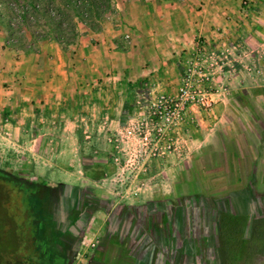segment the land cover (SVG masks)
<instances>
[{
  "label": "crops",
  "instance_id": "crops-1",
  "mask_svg": "<svg viewBox=\"0 0 264 264\" xmlns=\"http://www.w3.org/2000/svg\"><path fill=\"white\" fill-rule=\"evenodd\" d=\"M217 1L225 3L237 0ZM137 2V7L133 9L123 7L122 27L102 25L94 29L79 25L75 19L74 36L67 42L57 40L60 38L57 32L54 33L47 25L41 29H32L36 33L42 32L44 38L31 40L27 34V43H14L12 61L5 57L10 54L7 51L10 49L7 45L10 44L6 45V41L0 43V111L11 114L6 122L0 121V127L10 130L9 138L13 140L21 161L35 162L50 168H63L67 162H76L80 158V154L78 159L75 157L81 143L79 130L85 134L84 130L93 129L96 125L99 128L102 125L112 128L121 125L135 111L136 103L144 105L150 94L175 90L188 56L199 49L206 51L210 45H224L214 30L215 19H222L221 23H225L224 13L211 5H202V9L198 10L201 2L207 3L210 0ZM193 2H198L197 6L188 9L189 3ZM178 3L187 7L180 9ZM247 24L245 28L237 29V37L229 39V44H261L262 38L258 34L261 35L263 31L258 26L253 27L251 22ZM127 34L130 36L129 41L124 37ZM232 60L236 62L233 66L235 68H224V79L219 78L222 84L240 68V60ZM260 62L264 67V61L260 59ZM261 73V77L251 75L250 84L258 82V79L263 82L253 87H264V71ZM9 78L10 82L7 81ZM237 78V84L245 92L239 74ZM5 83L9 88L3 87ZM8 101H12V109L8 108ZM218 107L226 111L225 105L215 106ZM206 112L202 111L203 114ZM214 112L209 113L210 116ZM219 115L216 118L214 116V120L203 115L206 121L197 120L196 125L189 126L192 127L191 140L188 142L190 154L194 152L193 149L207 144L211 132L219 127L215 121ZM66 146H75L76 149L63 148ZM91 164L93 162L89 161L87 165ZM57 185L74 187L85 193L82 187L71 183L56 182ZM251 188L241 187L238 191L244 197V194L254 193ZM162 190L163 187L157 185L140 188V194L136 193L139 195L138 200L129 201L127 197L128 201L119 204V207L111 203V211L108 212L109 208L103 210L108 215L106 222L110 236L123 237L121 242L127 246L123 247L125 253L113 257L104 253L106 251H103V246H98L97 254L89 259V264H218L216 258L223 260L222 252L219 257L202 252L206 242L210 240L209 243H212L207 232L213 231L215 236L223 239L224 244L220 249L232 251V255H226V259L220 261L221 264H233L227 261L230 256L245 261L240 264H256L261 260L264 255V233H259L258 229L264 222V213L259 214L260 207L253 208V195L250 196V202L246 198L244 212L220 207L213 219L211 215L201 218L202 224L198 227L202 229L199 235L201 243L198 252H194L188 229L194 224L196 204L180 206L178 201H172V197H158L156 194H162ZM124 192L132 199L136 196H133L132 193L136 191L132 188ZM142 192L145 194L142 195ZM152 193L156 198H150L149 194ZM190 194L195 192L191 191ZM95 198L100 201L98 197ZM224 205L229 203L224 202ZM235 205L236 209L240 208L237 207L239 203ZM111 213L113 220L109 219ZM225 218L230 219V223ZM232 241L236 243V250H242L241 253L235 251ZM246 241L248 244H244ZM61 250L64 251V248Z\"/></svg>",
  "mask_w": 264,
  "mask_h": 264
},
{
  "label": "rangeland",
  "instance_id": "rangeland-1",
  "mask_svg": "<svg viewBox=\"0 0 264 264\" xmlns=\"http://www.w3.org/2000/svg\"><path fill=\"white\" fill-rule=\"evenodd\" d=\"M24 1L0 0V43H5L6 41V45L10 44L7 46L12 52L8 49L7 51L10 54H6L5 57L11 61L14 59V43H18V38L14 34L20 33L17 9ZM137 1L110 0V10L102 16L100 21L95 23H90L88 20L77 21L79 25H86L94 29L102 25L122 27L121 18L123 17L121 14L123 7L133 9L137 7ZM197 3H189L188 9H194ZM178 4L180 9L187 7V5L183 6V3ZM62 5V0H54L53 8L57 13L64 12ZM202 5H211L214 9L217 7L225 15V18H223L225 23H221L222 19L214 20L218 24H214L215 34L218 37L220 36L224 45H210L211 47L206 51L199 49L201 52L198 51L187 58L209 56L213 61L215 60L216 65L212 68L210 67L212 73L210 90L213 92V106L205 114L202 113L203 110L201 109L191 108L192 110L188 113V121L176 132L177 150L173 155L164 161L152 162L147 167L145 174H143L142 170H134L133 166L130 167L131 161L128 160L131 153H133L131 144L128 147L121 144L117 150L107 142L108 137L115 129L133 117L141 106L143 107L140 102L135 104V113L133 112L124 121L122 120L121 125H116L114 128L105 125L99 128L96 125L93 129L84 130L85 134L82 133V130H79L81 143L78 147L79 153L75 157L78 159L80 154V158L76 162H67L63 168H50L35 162L21 161L22 159L17 156L18 152L15 150L17 148L14 147L13 140L9 138L10 130L0 127V168L16 174L22 179L46 183L50 186H55L56 182H65L82 187L85 193L88 194L87 196L94 199L98 197L101 201V206L109 208L108 212L112 210L110 208L112 206L111 203L119 207L118 205L125 201L138 200L137 196L140 194V188H148V186L154 185L161 186L164 191L162 190V194H156L158 197L162 196L163 199L172 197V201H178L180 206L196 204L197 210H194V224L189 226L188 229L190 232L188 234L191 241L190 244L194 247V252H198L199 243H201L199 242V235H201L202 229L198 227L202 224V219L204 216L208 217L210 215L213 219L214 214L219 213L220 207H231L235 211L244 212L246 198L250 202V196L253 195L255 197L253 208L260 207L262 211L260 210L259 214H263L264 87H253V85L257 84L262 85L263 82L257 78L258 82L250 84L249 79L252 74L261 77V72L264 71V67L260 62V59L264 61V0H237L225 3L217 0L211 2L210 0L207 3L201 2L198 10L202 9ZM192 19L197 20L196 18ZM125 20L127 21V19ZM46 22L47 20L44 17H40L37 22L38 27L35 29L43 28ZM248 22L254 24L253 27L258 26L263 31H259L262 36L258 34V37L262 38L261 44H251L250 46L239 42L229 44V39L237 37L239 33L237 29L240 27L245 28L249 25L247 24ZM22 33L23 40L21 43L24 45L27 43L28 38L26 32L22 31ZM40 35H43V33ZM16 46L18 45L16 44ZM202 46L205 45L202 44ZM18 49L17 51H21ZM232 59L240 60V68L233 73V76L227 78L226 83L222 84L219 78L220 80L224 79L222 76L225 72L224 68H235L233 66L236 62ZM250 59H253L252 61H255V64ZM211 61L208 60L205 63V67H208ZM10 73L6 72V74ZM238 74L239 80L244 84V89H246L245 92H242L241 86L237 84ZM7 81L10 82V78ZM3 87L9 88L6 83L3 84ZM8 92L12 93L9 89ZM155 94L159 93L150 94V97ZM223 100L224 102H221ZM12 101H8V108L10 109H12L10 104ZM218 105H225L226 111L223 112L220 107L215 108ZM1 109L3 110L4 107ZM213 110L216 112L210 116L209 113ZM217 113L220 115L215 121L218 122L219 127L211 132L205 146L202 145L196 150L193 149L192 151L194 152L192 154L194 153V155L190 154L188 142L191 140L192 127L190 128L189 126L196 125L197 120L204 119L206 121L207 118L203 115H207L208 118L214 120L213 117L215 116L216 118L218 116ZM9 114H4L0 111V121L5 120L6 122L9 119ZM196 114H198V117ZM198 128L200 127L198 126ZM76 133L78 134V131ZM196 135H200V133ZM200 138L202 139L203 136L201 135ZM63 148H67V150L76 149L75 146ZM124 149L126 150V158L121 155L119 161L115 163L116 153L124 151ZM19 155L21 156V154ZM89 161H92L95 166L93 164L88 166ZM241 187H252L251 189L255 194H244L248 197H243L241 196L243 194L238 191ZM129 188L136 191L132 193L133 196L138 193L135 196L136 198L132 199L130 195H126L124 190ZM191 191H194L195 194H190ZM141 194L145 193L142 192ZM149 195H151L150 198H156L154 193ZM53 197L55 199V196ZM127 197L129 198L128 200ZM224 202L229 203V205L225 206ZM236 203H239V206H237L240 207L239 209H236ZM204 204L208 205L204 206ZM203 207L206 210H210H200ZM107 216L105 212L100 211L89 219L81 248L71 264H89V259L92 256H96L95 254L97 253L95 252L98 246H103V251H106L104 253L112 257L113 255L125 253L123 247L126 248L127 245L121 242L123 237L110 236L106 222ZM109 216V219H112V213ZM225 221L230 223L228 218H225ZM53 224L54 216L51 217L47 213L44 196L38 198L29 188L20 192L12 183H5L4 186L0 184V237L8 239L10 243V247H7L9 249L8 252L12 249L7 256L0 251L2 264L5 262V264H35L34 246L31 247L33 245V237L38 241L37 245H42L44 264H50V261L55 264L66 263L64 254L57 247L58 232L52 229ZM213 232H207L208 238L212 240V243H209V240L208 243H205V250L200 251L206 252V254L211 253L213 256L216 255V257L221 256L222 252L223 260H225L226 255H232V251H227L226 248L222 251L220 247L224 244L223 239H219ZM258 232L264 233V222L259 227ZM247 242H244V244H248ZM60 244V247L65 248V244L62 242ZM14 245H16V248ZM29 245L30 247H28ZM231 245L235 249L236 243L234 241L231 242ZM262 245L264 246V243ZM215 247H218V249ZM0 249L7 251L4 247ZM262 249L264 251V247ZM235 251L242 252V250L236 249ZM110 259L112 260V258ZM216 259L218 264L223 261L221 260L222 258ZM227 261L233 264L245 263L244 260L241 261V258L236 259L234 256L228 257ZM256 264H264V255Z\"/></svg>",
  "mask_w": 264,
  "mask_h": 264
},
{
  "label": "built area",
  "instance_id": "built-area-1",
  "mask_svg": "<svg viewBox=\"0 0 264 264\" xmlns=\"http://www.w3.org/2000/svg\"><path fill=\"white\" fill-rule=\"evenodd\" d=\"M125 39L128 41L129 36L126 35ZM208 60L212 61L205 67ZM214 61L209 56L186 59L175 90L169 94L151 95L133 117L108 137L107 142L117 150L121 144L133 146L128 160L131 161L130 167L145 174L152 162H161L173 155L177 150L176 132L188 121L190 109L195 107L207 111L213 106L210 67L216 65ZM125 152L124 149L116 153L114 162H118L121 155L127 156Z\"/></svg>",
  "mask_w": 264,
  "mask_h": 264
},
{
  "label": "trees",
  "instance_id": "trees-1",
  "mask_svg": "<svg viewBox=\"0 0 264 264\" xmlns=\"http://www.w3.org/2000/svg\"><path fill=\"white\" fill-rule=\"evenodd\" d=\"M62 2V8L66 13L63 11L57 13V11L54 10V0H25L22 4H20L19 8L17 9V18L19 22L18 28L20 33L14 34V36L18 38V43L22 44V31L26 32L31 40H40L44 38L43 35H40L41 33H36L34 30L32 31V29L38 27L37 22L39 21L40 17H44L47 20L46 25L50 27L54 33L57 32L58 36L60 37L57 40H63L67 42L68 39L74 36L73 30L75 27V19L79 21L88 20L90 23H95L100 21L102 16L110 10V0H62ZM5 183H12L20 192L29 188L35 195H37L38 198H42L44 196V200L47 205V213L51 217L53 216L52 198L50 197L49 193L50 188L46 186V184L22 179L16 174L10 173L0 168V184L4 186ZM52 229L58 232V239L56 241L58 242L57 247L64 254V251L61 250L62 247H60L61 236L55 222ZM32 239L33 245H31V247L34 246L33 255L35 254V264H44V250L42 245H37L38 241H36L34 237ZM14 246L16 248V245ZM2 247L6 248L7 250L5 251L0 249V251L3 252L5 256H7V254L12 251L11 249V251L8 252L9 249L7 247H10V243L5 237H0V248ZM28 247H30V245ZM2 263L3 262L0 258V264ZM50 264L55 263H51L50 261Z\"/></svg>",
  "mask_w": 264,
  "mask_h": 264
},
{
  "label": "flooded vegetation",
  "instance_id": "flooded-vegetation-1",
  "mask_svg": "<svg viewBox=\"0 0 264 264\" xmlns=\"http://www.w3.org/2000/svg\"><path fill=\"white\" fill-rule=\"evenodd\" d=\"M49 193L52 198L54 222L58 227L61 242L65 244V264H71L81 248L89 219L106 207L101 206V201L96 198L66 185L50 188Z\"/></svg>",
  "mask_w": 264,
  "mask_h": 264
}]
</instances>
